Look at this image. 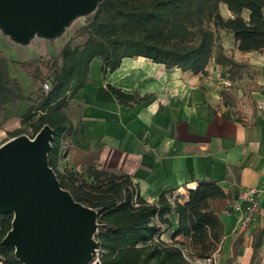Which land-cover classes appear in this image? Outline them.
<instances>
[{
	"label": "trees",
	"instance_id": "16d2710c",
	"mask_svg": "<svg viewBox=\"0 0 264 264\" xmlns=\"http://www.w3.org/2000/svg\"><path fill=\"white\" fill-rule=\"evenodd\" d=\"M226 4L231 17L221 13ZM264 0H102L87 17L75 37L67 41L56 57L44 64L35 60H11L0 55V109L18 101L31 100L21 115V126L8 132L10 138L24 134L34 137L48 124L55 131L48 154L49 165L64 189L75 200L99 211L97 264H199L192 257L212 259L219 251L224 225L212 200L228 194L214 180H200L188 188V199L162 191L155 202L144 199L139 186L127 174H117L95 164L80 169L62 166L68 146L65 137L72 122L64 108L89 80L90 63L102 60L103 77L115 71L125 57L142 56L167 68L179 67L195 74L205 73L211 60L229 70L242 65L225 53L216 30L232 33L242 52L264 51ZM248 10L246 18L243 14ZM25 72L36 86V99L25 95L19 76L11 68ZM45 70H44V69ZM78 85L71 90V84ZM50 89L45 91L43 83ZM120 104L134 105L149 95L127 93L106 84ZM177 216L171 241L161 238L172 228L169 214ZM12 213L0 214V255L4 264H22L15 249L3 243L12 227ZM264 229L256 233L252 261L257 257ZM183 235L185 240L176 239ZM233 258L227 264H232Z\"/></svg>",
	"mask_w": 264,
	"mask_h": 264
},
{
	"label": "crops",
	"instance_id": "0c3cea01",
	"mask_svg": "<svg viewBox=\"0 0 264 264\" xmlns=\"http://www.w3.org/2000/svg\"><path fill=\"white\" fill-rule=\"evenodd\" d=\"M243 14L247 18L249 11ZM72 29L66 31L60 49L71 39ZM225 33V53L242 65L225 67L223 79L231 82L225 85V100L213 74L223 67L214 60L205 73L195 74L142 56L125 57L104 78L102 60L94 58L89 80L64 108L72 129L65 137L68 149L62 166L80 169L95 164L127 174L149 202L171 189L186 201L188 188L200 180H214L228 194L211 201L224 225L214 261L227 264L233 258L232 264H264V234L252 261L256 233L264 229L262 213L253 211L246 221L240 212L225 213L229 203L250 187L259 190L256 199L264 206V116L255 105L264 92V51L242 52L233 34ZM107 83L150 97L134 105L120 104ZM77 85L73 81L71 90ZM169 218L173 226L162 233L165 241L172 240L177 227L176 214Z\"/></svg>",
	"mask_w": 264,
	"mask_h": 264
},
{
	"label": "water",
	"instance_id": "95a60500",
	"mask_svg": "<svg viewBox=\"0 0 264 264\" xmlns=\"http://www.w3.org/2000/svg\"><path fill=\"white\" fill-rule=\"evenodd\" d=\"M101 1L0 0V27L22 46L37 36L60 39ZM54 133L46 124L34 137L21 134L0 144V214L13 215L3 243L22 264H91L99 211L61 186L48 161Z\"/></svg>",
	"mask_w": 264,
	"mask_h": 264
},
{
	"label": "rangeland",
	"instance_id": "374dc122",
	"mask_svg": "<svg viewBox=\"0 0 264 264\" xmlns=\"http://www.w3.org/2000/svg\"><path fill=\"white\" fill-rule=\"evenodd\" d=\"M220 10L223 16L227 17L229 14L226 4L221 3L220 4ZM246 16V14H245ZM87 20L86 17H78L71 27L74 26L73 31H71V38H74L80 29L85 25ZM216 35L220 42H222L224 48H225V38L227 40V33H225L224 30H216ZM67 35L65 34L60 39H52V38H44L37 36L35 39H33L29 45H19L16 42H14L9 36H7L2 28L0 27V55L5 56L11 60H29L33 59L38 64H44L48 60H50L52 57H56L60 51V43L65 39ZM75 43H79L83 39L81 37H75ZM44 69V68H43ZM45 70V69H44ZM11 73L13 76H19L21 82L23 83V86L25 88V95L29 97L30 99H36L37 96V89L36 86H33L31 83L30 77L26 76L25 72H21V70L17 69L16 65H13L11 68ZM222 73V77L219 75V73L213 72L215 76V83L219 86V90L222 94H224L222 97L225 100V84L222 83L223 77H225V70L220 71ZM221 80V82H220ZM31 100H26L24 102L16 103L15 105H9L8 110L6 109H0V144L3 143V141L9 136L8 132L15 130L16 128H19L21 126L20 117L19 114L22 109L26 111L25 106L29 104ZM25 135L30 136L31 135V129L27 126L26 131L24 132ZM65 160H62V165H64ZM194 260L195 262L199 264H217L214 261V258L212 259H197V258H190ZM99 260V252L95 254L94 260L91 264H97Z\"/></svg>",
	"mask_w": 264,
	"mask_h": 264
},
{
	"label": "built area",
	"instance_id": "2783aa9c",
	"mask_svg": "<svg viewBox=\"0 0 264 264\" xmlns=\"http://www.w3.org/2000/svg\"><path fill=\"white\" fill-rule=\"evenodd\" d=\"M219 75L222 77V73L219 72ZM222 83L225 84L226 86L231 85V82L227 79L225 80L223 79ZM43 88L45 91H48L50 89L49 84L47 82L43 83ZM255 105L257 109L261 112V114L264 116V92L261 94V96L256 98ZM258 191L259 190L255 187L244 189L241 192L239 198L233 199L232 202L229 203L228 207L225 210V213L229 214V213L240 212L243 215H245L244 221L248 219V216L251 212L256 210L261 212L262 215L264 216V206H260L256 199V195ZM243 201L247 203L245 207L242 205ZM97 252H99V248L97 249L96 253ZM0 264H4V260L1 255H0Z\"/></svg>",
	"mask_w": 264,
	"mask_h": 264
}]
</instances>
